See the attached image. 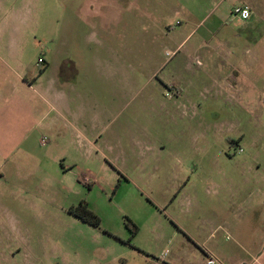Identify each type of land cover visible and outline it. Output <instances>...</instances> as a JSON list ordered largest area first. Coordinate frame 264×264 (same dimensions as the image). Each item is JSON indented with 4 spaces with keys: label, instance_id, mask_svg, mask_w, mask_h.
<instances>
[{
    "label": "rangeland",
    "instance_id": "1",
    "mask_svg": "<svg viewBox=\"0 0 264 264\" xmlns=\"http://www.w3.org/2000/svg\"><path fill=\"white\" fill-rule=\"evenodd\" d=\"M211 13L206 48L176 47L198 17L166 27L143 0H0V40L35 74L70 61L97 128L81 151L46 134L0 163V264H202L208 249L264 264V21Z\"/></svg>",
    "mask_w": 264,
    "mask_h": 264
},
{
    "label": "crops",
    "instance_id": "2",
    "mask_svg": "<svg viewBox=\"0 0 264 264\" xmlns=\"http://www.w3.org/2000/svg\"><path fill=\"white\" fill-rule=\"evenodd\" d=\"M237 5H246L252 11L249 21L241 22L237 19L244 24L242 28L249 30L252 25L264 21V0H143V13L151 16L153 11H158V15L162 17L161 22H165L166 27L170 24L174 27L177 23L176 17L181 13L183 16L198 17V21H202L199 23L201 26L204 20L200 18L211 16V11H223V15H228L227 18H233L231 11ZM167 17H175L173 23H169ZM206 24L210 23L206 21ZM212 25L210 24L211 27ZM205 26L203 24L202 27L192 30L180 44L174 42L171 45L180 47L188 41L189 47L206 48L205 44L210 40V35L209 31H204ZM177 30L170 31L169 34H175ZM18 43L0 40V144L15 145L13 152L10 151L11 154L3 153L0 148L2 167L7 166L10 157H15L14 150L19 145L37 142L40 144L42 137L48 143L46 134L63 139L66 144L79 151L86 143L93 144L92 139L97 128L95 129L94 121L90 127L85 125L86 111L76 106L80 94L75 89L74 78L64 74V63L71 62L62 58L58 61H46L43 58V64L36 63L38 74H35L34 64L24 61V50H20ZM163 54L170 59L174 55L170 51ZM21 129L23 133L20 136ZM209 252L212 253L209 249L203 252L202 264ZM165 259L160 258L162 261ZM115 260L117 259L112 258V262ZM165 263L173 264L168 261Z\"/></svg>",
    "mask_w": 264,
    "mask_h": 264
},
{
    "label": "built area",
    "instance_id": "3",
    "mask_svg": "<svg viewBox=\"0 0 264 264\" xmlns=\"http://www.w3.org/2000/svg\"><path fill=\"white\" fill-rule=\"evenodd\" d=\"M231 14L234 18L238 19L241 22H247L249 21L251 17V11L248 6L246 5H237L232 8ZM167 56H170L169 53L166 54ZM40 144L41 145H46L47 144V139L45 137H42L40 139ZM239 152H242V149H239ZM168 252H164L161 254L160 258L165 259L167 256ZM204 264H221L217 259L213 258L210 255L206 256L205 263ZM252 264H263L257 260H254Z\"/></svg>",
    "mask_w": 264,
    "mask_h": 264
},
{
    "label": "trees",
    "instance_id": "4",
    "mask_svg": "<svg viewBox=\"0 0 264 264\" xmlns=\"http://www.w3.org/2000/svg\"><path fill=\"white\" fill-rule=\"evenodd\" d=\"M43 63L42 60H39L38 61V64L41 65ZM173 87V85H172ZM79 208L82 209V212H83V216H80V218L82 219L83 222L85 223H88L90 225H92L93 227H98L99 226V219L91 212L87 209V205L86 203H81L79 205ZM91 217L93 219V222H90V219L89 218ZM130 222V221H129ZM135 228V227H134ZM135 231H136V228L135 230L133 229V234H135Z\"/></svg>",
    "mask_w": 264,
    "mask_h": 264
}]
</instances>
